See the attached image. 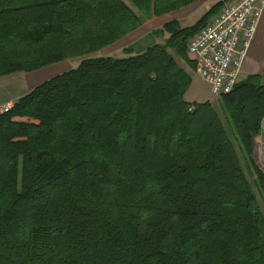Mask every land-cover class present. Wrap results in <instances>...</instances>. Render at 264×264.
<instances>
[{
	"label": "trees",
	"instance_id": "obj_1",
	"mask_svg": "<svg viewBox=\"0 0 264 264\" xmlns=\"http://www.w3.org/2000/svg\"><path fill=\"white\" fill-rule=\"evenodd\" d=\"M195 0H0V78L74 68L0 111V264H264L260 76L187 102L177 21L140 55L90 57Z\"/></svg>",
	"mask_w": 264,
	"mask_h": 264
},
{
	"label": "built area",
	"instance_id": "obj_2",
	"mask_svg": "<svg viewBox=\"0 0 264 264\" xmlns=\"http://www.w3.org/2000/svg\"><path fill=\"white\" fill-rule=\"evenodd\" d=\"M263 11L264 0H231L189 40L187 54L212 96L229 94L239 82L243 60ZM1 109L7 112L10 106Z\"/></svg>",
	"mask_w": 264,
	"mask_h": 264
},
{
	"label": "rangeland",
	"instance_id": "obj_3",
	"mask_svg": "<svg viewBox=\"0 0 264 264\" xmlns=\"http://www.w3.org/2000/svg\"><path fill=\"white\" fill-rule=\"evenodd\" d=\"M155 43L160 44L162 43V40H159L158 38L156 39V37L153 34L145 36L144 39H142L138 44L135 45V47H133L134 54L142 53L145 49L154 45ZM101 52H103V50L95 54H92L90 57H102ZM119 57H121V55L115 56V58H119ZM79 61H80L79 59H70L32 73H13L11 75L1 77L0 78V111L2 107L1 105L3 103L9 102L10 103L9 106L11 107L18 98L29 93L32 87H34L39 83L41 84L55 76H58L74 68L75 66L78 65ZM178 62L183 67V69L186 70L193 78V82L192 84H190V87L188 88L185 94V99L189 102L209 100L213 104L215 111L220 115V117H222L219 98H216L211 95L209 85L205 83L198 75L191 73V71L185 65V63H183L182 61H178ZM263 145H264V141L262 137H260V135L257 136L255 138V147H254L255 156H253V161L255 166L258 167L259 170L264 174V161H263V151H262ZM242 165L246 178L249 181L256 195L260 209L264 214V200L258 190L256 176L253 170L245 163H243V161H242Z\"/></svg>",
	"mask_w": 264,
	"mask_h": 264
},
{
	"label": "crops",
	"instance_id": "obj_4",
	"mask_svg": "<svg viewBox=\"0 0 264 264\" xmlns=\"http://www.w3.org/2000/svg\"><path fill=\"white\" fill-rule=\"evenodd\" d=\"M220 1L222 0H195L191 5L184 7L178 11L171 12L169 14L163 15L162 17H154L151 20L143 23L141 27H139L134 32L128 34L127 36H125L123 39H121L117 43L104 49L103 52H101L102 57L115 58V56L121 55V57L119 58H122L124 57V54H123L124 49L131 50L133 55H140L144 53L145 50H147L151 46L139 54H134L133 47H135L136 44H138L142 39H144L145 36L152 34V32L154 31L160 30L165 24L171 21H177L182 28L191 27L195 25L212 6H214L216 3ZM167 37L168 35L164 33L162 35V38L156 37V39L158 38L159 40H162V43L160 44H163L164 41L167 39ZM155 44H159V43H155ZM190 71L191 73L197 75L195 70L194 71L190 70ZM253 76H260L261 84L264 86V11L260 18L254 38L243 60L240 74H239V81H243L246 78L253 77ZM192 82H193V78L191 77V84ZM192 102L203 103V102H210V101L206 100V101H192ZM5 105H10V103L5 102L1 106L3 107ZM262 129H261L260 137H262L264 141V135L262 134ZM253 156H255V151H254Z\"/></svg>",
	"mask_w": 264,
	"mask_h": 264
},
{
	"label": "water",
	"instance_id": "obj_5",
	"mask_svg": "<svg viewBox=\"0 0 264 264\" xmlns=\"http://www.w3.org/2000/svg\"><path fill=\"white\" fill-rule=\"evenodd\" d=\"M262 134L264 135V119L262 120ZM262 151H263V161H264V145L262 146Z\"/></svg>",
	"mask_w": 264,
	"mask_h": 264
},
{
	"label": "bare ground",
	"instance_id": "obj_6",
	"mask_svg": "<svg viewBox=\"0 0 264 264\" xmlns=\"http://www.w3.org/2000/svg\"><path fill=\"white\" fill-rule=\"evenodd\" d=\"M9 106V105H8ZM1 111H2V109H1Z\"/></svg>",
	"mask_w": 264,
	"mask_h": 264
}]
</instances>
